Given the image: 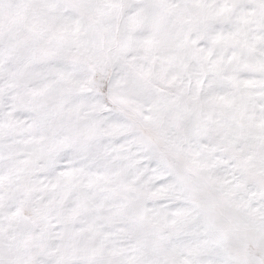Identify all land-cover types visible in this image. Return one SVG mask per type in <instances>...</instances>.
Wrapping results in <instances>:
<instances>
[{"label": "snow or ice", "instance_id": "obj_1", "mask_svg": "<svg viewBox=\"0 0 264 264\" xmlns=\"http://www.w3.org/2000/svg\"><path fill=\"white\" fill-rule=\"evenodd\" d=\"M0 264H264V0H0Z\"/></svg>", "mask_w": 264, "mask_h": 264}]
</instances>
